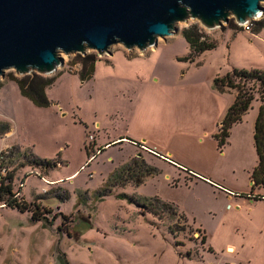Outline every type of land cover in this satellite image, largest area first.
I'll list each match as a JSON object with an SVG mask.
<instances>
[{"label":"rangeland","instance_id":"374dc122","mask_svg":"<svg viewBox=\"0 0 264 264\" xmlns=\"http://www.w3.org/2000/svg\"><path fill=\"white\" fill-rule=\"evenodd\" d=\"M196 23H178L143 52L88 50L81 55L99 61L87 80L78 54H63L64 65L45 75L56 77L47 107L22 96L13 79L25 75L0 77V155L50 163L19 166L13 191L53 212L34 222L31 212L0 206V264H264V185L252 184L260 101L220 146L223 100L234 94L214 85L235 64L264 68V28L254 42V30L216 40L229 24H200L218 47L189 62L182 33ZM135 159L152 169L142 184L114 176Z\"/></svg>","mask_w":264,"mask_h":264},{"label":"water","instance_id":"95a60500","mask_svg":"<svg viewBox=\"0 0 264 264\" xmlns=\"http://www.w3.org/2000/svg\"><path fill=\"white\" fill-rule=\"evenodd\" d=\"M264 0H0V77L50 75L62 55L111 54L122 45L141 52L198 20L214 30L230 17L244 25L264 15Z\"/></svg>","mask_w":264,"mask_h":264},{"label":"trees","instance_id":"16d2710c","mask_svg":"<svg viewBox=\"0 0 264 264\" xmlns=\"http://www.w3.org/2000/svg\"><path fill=\"white\" fill-rule=\"evenodd\" d=\"M228 24V28L231 30L236 32L242 30L235 21H229ZM263 28L264 19L256 23L254 32L258 33ZM182 35L190 47V54L184 58V60L189 62H194L202 54L207 51H212L218 46L217 41L210 39L199 23L185 29ZM78 61H81V78L83 80L90 79L95 72V64L99 61L98 57L96 55H86L83 57L81 54H78ZM13 80L18 83L23 97L32 101L37 106L47 107L50 105L51 101L46 92L49 87L55 84L56 77L49 78L45 75L32 72L30 75H25L20 79L14 78ZM214 85L216 89L222 93L226 92V89L236 92V99L227 111V114L219 127V132L216 135V139L219 141L220 146L225 145L233 126L242 122L243 117L252 108L253 101H260L254 133L258 163L253 171L252 179L254 183L253 188L255 186H262L264 185V70L234 68L226 75L217 77L214 81ZM8 130L9 127H6V129L2 130L1 134H5ZM87 150H89L88 146ZM18 160L21 163L15 166ZM49 164V162L42 161L34 155L28 156L27 153H20L19 151L17 153L8 151L2 152L0 155V170H5L7 175L5 177H0V206H6L7 208L17 210L21 213L31 212L32 220L34 222L47 220V214H52L53 212L44 210L46 213H41L43 209L40 205L34 203L33 206L24 198H19V196L13 191L12 181L15 179L16 170L19 166L45 167ZM151 173V168H146L143 163L138 159H135L130 164L119 168L114 176L118 178H123L125 175L131 176L133 182L136 185H140L144 182L145 177ZM6 182L9 183L6 184ZM151 205H153V203H151ZM157 205L161 206L162 209L169 210L170 212H173L174 215H177L171 205L160 203ZM64 218L67 217L65 216ZM60 230L62 231L61 228ZM205 240L206 238H203V244L205 243Z\"/></svg>","mask_w":264,"mask_h":264},{"label":"crops","instance_id":"0c3cea01","mask_svg":"<svg viewBox=\"0 0 264 264\" xmlns=\"http://www.w3.org/2000/svg\"><path fill=\"white\" fill-rule=\"evenodd\" d=\"M264 19V15L258 20V21H260V20H263ZM257 22V21H256ZM231 29H226L225 31H223V32H221V33H216L215 34V39L217 40V37L220 35V34H224V36L226 35V33H228L229 31H230ZM234 34H237V32L236 31H234V30H231ZM260 33V34H259ZM262 33L263 32H258V33H256V32H253L252 33V35H250L251 36V38H252V42H254L255 40H259L260 39V36L262 35ZM218 43V42H217ZM218 47V46H217ZM215 50V49H214ZM207 52H209V51H207ZM206 53V52H205ZM252 66H247V65H240V64H235L229 71H227V73L228 72H230V71H232L234 68H240V69H242V68H244V69H253V68H251ZM256 69H260V70H264V68H256ZM226 73V74H227ZM226 74H224V75H226ZM223 75V76H224ZM218 77H222V76H218ZM226 92H228V91H226ZM231 93H233L234 95H233V97H231V99H228V98H225L224 100H223V103H224V105H223V108H222V110H221V114H220V116H219V121H223V119L225 118V116H226V114H227V111L229 110V108L233 105V103H234V101H235V99H236V92L235 91H230ZM231 93H228V94H231ZM224 94H227V93H224ZM258 113H259V111H258ZM258 113L257 114H255L254 115V117H253V122H252V124H253V133H252V135H253V137H254V133H255V124H256V119H257V116H258ZM239 124V123H238ZM237 125V124H236ZM163 157H165V156H163ZM210 180V179H209ZM211 181V180H210ZM252 184H254L253 183V181H252ZM249 195H247V198L249 199ZM254 197V196H253ZM252 197V198H253ZM264 197V196H263ZM258 198H260V196H257V197H254L253 199H250V200H255V199H258ZM229 247H232V248H234L235 249V246H233V245H228V247L227 248H229Z\"/></svg>","mask_w":264,"mask_h":264},{"label":"built area","instance_id":"2783aa9c","mask_svg":"<svg viewBox=\"0 0 264 264\" xmlns=\"http://www.w3.org/2000/svg\"><path fill=\"white\" fill-rule=\"evenodd\" d=\"M257 19H251V20H248L244 25H239L240 28L243 30V31H246V32H253L254 28H255V22H256Z\"/></svg>","mask_w":264,"mask_h":264}]
</instances>
